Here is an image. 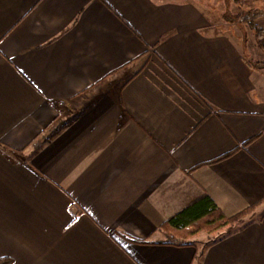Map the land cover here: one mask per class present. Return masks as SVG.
<instances>
[{
    "label": "crops",
    "instance_id": "obj_1",
    "mask_svg": "<svg viewBox=\"0 0 264 264\" xmlns=\"http://www.w3.org/2000/svg\"><path fill=\"white\" fill-rule=\"evenodd\" d=\"M257 27L264 0H0V257L264 264ZM205 194L250 211L161 227Z\"/></svg>",
    "mask_w": 264,
    "mask_h": 264
},
{
    "label": "trees",
    "instance_id": "obj_2",
    "mask_svg": "<svg viewBox=\"0 0 264 264\" xmlns=\"http://www.w3.org/2000/svg\"><path fill=\"white\" fill-rule=\"evenodd\" d=\"M256 35L260 46L264 48V30L263 28H256ZM252 64L257 63L258 66L264 65L261 62L250 60ZM56 130V127L50 129V132ZM233 150L220 158L233 154ZM218 158V159H220ZM250 209H247L239 214L227 216L213 201V199L205 194L199 199L193 201L177 214L164 221L161 227L167 230H175L184 238H190L197 235L201 231H208L216 234L222 230L231 232L235 225L242 221ZM147 241V240H138ZM12 259L7 256L0 257V264H11Z\"/></svg>",
    "mask_w": 264,
    "mask_h": 264
},
{
    "label": "rangeland",
    "instance_id": "obj_3",
    "mask_svg": "<svg viewBox=\"0 0 264 264\" xmlns=\"http://www.w3.org/2000/svg\"><path fill=\"white\" fill-rule=\"evenodd\" d=\"M260 21H261V20H260ZM260 21L258 22V24L261 26L263 23H261Z\"/></svg>",
    "mask_w": 264,
    "mask_h": 264
}]
</instances>
